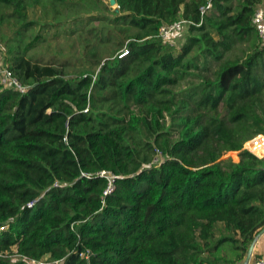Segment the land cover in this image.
<instances>
[{
  "label": "trees",
  "instance_id": "1",
  "mask_svg": "<svg viewBox=\"0 0 264 264\" xmlns=\"http://www.w3.org/2000/svg\"><path fill=\"white\" fill-rule=\"evenodd\" d=\"M116 1L114 18L90 20L124 30L115 51L128 53L98 60L95 49L96 68L72 75L27 55L41 40L24 41L39 25L31 8L46 0H0L6 60L29 85L0 83V264H27L11 260L14 250L54 264L242 261L264 228V154L243 149L264 134V45L252 21L262 0H210L203 18L209 0ZM100 4L72 8L91 14ZM181 18L195 24L176 51L156 33ZM99 30L85 33L97 40ZM243 42L245 56H227ZM155 149L168 156L148 166ZM223 150L240 160L221 159ZM103 170L116 177L107 194Z\"/></svg>",
  "mask_w": 264,
  "mask_h": 264
},
{
  "label": "rangeland",
  "instance_id": "2",
  "mask_svg": "<svg viewBox=\"0 0 264 264\" xmlns=\"http://www.w3.org/2000/svg\"><path fill=\"white\" fill-rule=\"evenodd\" d=\"M65 1V3L56 7L52 5L51 1L46 0L47 4L45 3V9H43L41 4H37L31 8V18H36L39 25L26 33L24 36V41H26V44L32 43V40H34V37L37 34H41V40L35 43L32 49L27 52V55L32 57L34 60H39L41 62H56L58 65L64 64L66 65L67 71L72 75L78 73L81 69L93 65L91 60V58L93 59V55L91 54L95 51V49L99 51L97 56H95L98 57V60L112 58V55L113 57L120 56L122 50L117 49L115 51V44L120 39H125L126 34L124 30L109 31V28H107L110 27L109 25L105 23L101 24V21L98 20H90V18L93 16L102 15L109 19L114 18L115 14L112 12L118 8V4L112 5L110 0H103L106 3V6L100 4L98 10H93L90 12L91 14H88L87 11H82L78 5L75 8H72V3L74 0ZM43 23H46V26L42 27L41 25ZM92 27L100 29L98 32L100 33V36L97 38V40L90 36V34L85 33L86 29H91ZM17 29V25H13L11 27L6 26L5 33L7 37H15V32ZM133 30L136 31L135 28H133ZM133 30H130V32H133ZM187 35L188 29H185L182 33L175 37L174 49L176 51H178L186 42ZM91 43H94V45L89 47ZM249 50L250 44L248 42L238 43L232 49V51L227 53V56L231 59L243 57L249 52ZM6 55V41L1 40L0 61L8 64ZM216 67L217 64L212 63L208 74L211 75ZM92 68H96V65H93ZM97 70H99V68ZM188 86V83L183 82L180 87L176 89V91L185 89ZM219 113L226 120H228L225 104H221ZM168 120L170 122V118ZM228 124L231 125L229 121ZM254 139L259 140L256 141L257 143L255 145L248 144V146L252 149L253 153L263 155L264 134H259L251 140ZM251 140H248V142ZM227 158H232L233 161L238 162L240 160L239 151L223 150L221 159ZM228 255L229 257H233L232 254ZM246 257L247 253L242 261H238L234 264H244ZM44 260H46V264H54V261L50 260L48 257Z\"/></svg>",
  "mask_w": 264,
  "mask_h": 264
},
{
  "label": "built area",
  "instance_id": "3",
  "mask_svg": "<svg viewBox=\"0 0 264 264\" xmlns=\"http://www.w3.org/2000/svg\"><path fill=\"white\" fill-rule=\"evenodd\" d=\"M212 8V2L209 0L206 5L201 6L200 11L202 14V18L206 15V13ZM253 25L255 26L259 37L261 39V43L264 45V3H261L252 18ZM195 24L192 20H187L184 18L178 19L172 23L163 24L158 27L156 37L161 38L164 42H168L172 45L175 44V37L182 33L185 29H189L190 25ZM128 53V48L125 47L122 49L120 53V57ZM0 83L3 85V88L14 89L21 93H25L29 89V85L22 83L18 77L13 73V71L9 68V65L5 62L0 61ZM260 139V138H259ZM259 139H254L251 141H246L243 149L249 150L252 152V149L248 146V144L255 145ZM165 153H163L159 149H155V156L152 162L148 166L152 165H160L165 157H167ZM161 158V159H160ZM102 177H106L108 179V188L105 191V194L112 192L115 189V175H113L110 171L103 170L98 173ZM36 200L31 201L28 205L33 206ZM8 226V223L2 224L0 226V230L5 229ZM257 242L255 243V248ZM253 251V253H254ZM254 257V256H253ZM10 258L13 262H26L27 264H46V260H36L31 259L23 254H20L16 250L10 255ZM55 262V261H54ZM249 264H264V253L260 256H255Z\"/></svg>",
  "mask_w": 264,
  "mask_h": 264
},
{
  "label": "water",
  "instance_id": "4",
  "mask_svg": "<svg viewBox=\"0 0 264 264\" xmlns=\"http://www.w3.org/2000/svg\"><path fill=\"white\" fill-rule=\"evenodd\" d=\"M110 1H111L112 5L117 4L116 0H110ZM116 10L118 11V8ZM262 234H264V228L256 235V237L254 238L252 244L250 245L244 264H249V262L251 261V258H252V255H253V251H254V248H255V243H256V241H258V239L260 238V236Z\"/></svg>",
  "mask_w": 264,
  "mask_h": 264
},
{
  "label": "crops",
  "instance_id": "5",
  "mask_svg": "<svg viewBox=\"0 0 264 264\" xmlns=\"http://www.w3.org/2000/svg\"><path fill=\"white\" fill-rule=\"evenodd\" d=\"M261 3H264V0H262L261 1ZM260 3V4H261ZM259 4V5H260ZM258 5V6H259ZM264 253V234H262L261 236H260V238L258 239V242H257V245H256V249H255V251H254V253H253V255H252V258H251V260L253 259V258H255V256H260L261 254H263ZM254 256V257H253Z\"/></svg>",
  "mask_w": 264,
  "mask_h": 264
}]
</instances>
